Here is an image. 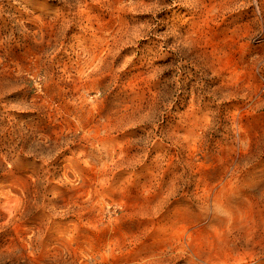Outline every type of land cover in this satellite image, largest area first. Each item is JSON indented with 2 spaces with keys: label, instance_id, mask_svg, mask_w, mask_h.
<instances>
[{
  "label": "rangeland",
  "instance_id": "374dc122",
  "mask_svg": "<svg viewBox=\"0 0 264 264\" xmlns=\"http://www.w3.org/2000/svg\"><path fill=\"white\" fill-rule=\"evenodd\" d=\"M0 264H264V0H0Z\"/></svg>",
  "mask_w": 264,
  "mask_h": 264
}]
</instances>
